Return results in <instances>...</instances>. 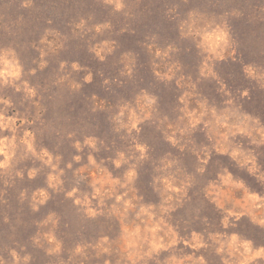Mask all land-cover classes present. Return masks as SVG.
Returning <instances> with one entry per match:
<instances>
[{
	"label": "clouds",
	"instance_id": "clouds-1",
	"mask_svg": "<svg viewBox=\"0 0 264 264\" xmlns=\"http://www.w3.org/2000/svg\"><path fill=\"white\" fill-rule=\"evenodd\" d=\"M258 103L264 0H0V264H264Z\"/></svg>",
	"mask_w": 264,
	"mask_h": 264
},
{
	"label": "rangeland",
	"instance_id": "rangeland-1",
	"mask_svg": "<svg viewBox=\"0 0 264 264\" xmlns=\"http://www.w3.org/2000/svg\"><path fill=\"white\" fill-rule=\"evenodd\" d=\"M147 2V0H146ZM157 24H163V21L162 19L160 18L159 14L157 13L156 15H154L153 17L150 18L149 21H146L145 23V27L141 29V31H146V30H155V25ZM237 31L242 33V34H247L249 32V25H247L246 23L244 22H239L237 24ZM166 38L167 37H174L175 33L172 32L170 30V26H168L167 24H163V33H162ZM136 37H129V36H125L122 38V42L124 43V46L126 48H136ZM137 51H139L138 48H136ZM142 60H146L145 57H141ZM186 59V62L190 63L191 61H188L187 58ZM232 69L229 68V67H226L225 68V72L227 71H231ZM143 74L145 75V79L146 81H151V75L150 73L147 71V69H144L143 70ZM86 91H90V90H95L97 92H100V89L98 87H94V86H87ZM101 95H103V93L101 92ZM162 95V103H171L173 100H174V95L173 94H169V93H166V92H162L161 93ZM256 108L257 110H262L264 111V108L261 107V104L258 103L256 105ZM147 131H146V135H147ZM167 149V145H163L161 144L158 148V151H162V150H166ZM226 159V158H225ZM145 180H147V177L144 178ZM148 193H149V197L154 199V197H151L150 193H151V190L148 189L147 190Z\"/></svg>",
	"mask_w": 264,
	"mask_h": 264
}]
</instances>
